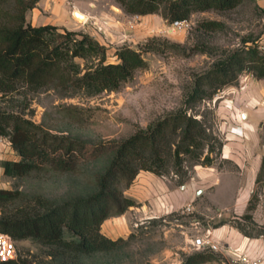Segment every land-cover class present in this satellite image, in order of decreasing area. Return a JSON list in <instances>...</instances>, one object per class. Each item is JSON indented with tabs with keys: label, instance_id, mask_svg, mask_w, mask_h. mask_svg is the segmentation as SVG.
Listing matches in <instances>:
<instances>
[{
	"label": "trees",
	"instance_id": "16d2710c",
	"mask_svg": "<svg viewBox=\"0 0 264 264\" xmlns=\"http://www.w3.org/2000/svg\"><path fill=\"white\" fill-rule=\"evenodd\" d=\"M5 1L0 0V135L9 139L19 157L1 160L3 171L14 177L50 170L75 173L81 158L97 154H86L82 140L52 132L25 116L22 109L1 102L9 94L21 92L25 98L26 92L46 87H55L62 95L77 91L92 95L117 89L137 69L146 66L144 49L122 44L115 51L117 60L106 61V46L87 32L67 28L61 31L55 24L27 22L25 10L37 0H18L20 4L11 11L3 9ZM116 1L127 13L157 12L171 22L190 18L195 11L231 10L246 0ZM257 6L263 13L258 3ZM223 25L218 19L198 22L203 30H217ZM248 38L243 37L241 46L229 50L197 76L186 94L184 106L153 119L146 127H138L122 139L109 141L111 153L103 169L93 174L94 187L89 192L77 191L53 199L42 193L26 194L17 187H0V230L14 240L28 238L44 246L55 264H85L84 256L110 252L125 243L127 240L122 236L111 238L103 234L100 224L105 218L137 204L124 189L140 169L164 174L172 168L174 173L184 174L185 162L211 165L212 150L216 147L215 153H220L222 140L208 131L203 120L191 110L201 99L210 98L222 86L235 82L244 70L264 78V53L248 43ZM151 40L154 39L146 40L145 48H155ZM155 41L164 43L160 39ZM165 42L180 46L177 42ZM77 57L83 61H77ZM19 87L25 90L18 91ZM22 104L26 106L28 101L23 99ZM263 163L264 158L256 180L264 173ZM253 206L252 202L248 203L247 210L230 222L245 235L264 236V224L258 223L250 212ZM247 226L259 229L253 233ZM211 257L208 249L196 250L184 258L183 264H200ZM0 264L31 263L16 255Z\"/></svg>",
	"mask_w": 264,
	"mask_h": 264
},
{
	"label": "rangeland",
	"instance_id": "374dc122",
	"mask_svg": "<svg viewBox=\"0 0 264 264\" xmlns=\"http://www.w3.org/2000/svg\"><path fill=\"white\" fill-rule=\"evenodd\" d=\"M95 1L97 0H37L33 6L25 10V20L33 25L51 23L58 25L61 31L62 28H67L89 34L92 26L104 36L105 29L102 26L104 21L97 24L93 20L92 13L99 10ZM18 4H20L18 0H6L3 9L11 11ZM78 9L90 12L92 18L84 17L83 20ZM157 14L162 17L157 12L131 14L123 23L121 30L125 33L122 34L124 39L119 44H115L114 39L105 38L107 44L102 43L106 46V61L110 62L117 60L115 51L122 44L144 49L146 66L137 69L133 77L117 89L102 90L92 95L81 91L62 95L55 87H46L39 91L26 92L25 98V94L21 92L6 96L7 100L1 102L2 105H13V109H22L25 116L41 123L52 132L82 140L85 143L86 154L92 152L97 154L95 157L90 155L81 158L79 170L71 174L50 170L36 171L22 177L6 176L8 188L17 187L26 194L42 193L53 199H60L77 191L89 192L94 187L93 174L103 169L111 153L109 141L122 139L138 127H146L153 119L184 106L186 94L194 86L197 76L229 50L241 46L243 37L249 36L248 39L252 43L261 32L263 22V14L257 3L250 0L227 11L214 9L195 11L190 16V27L171 32L161 30L168 21L164 18L165 22H162L159 17L158 20L154 19ZM203 19H218L223 21L224 25L217 30H203L198 26V22ZM131 22L132 27L129 25ZM140 26L146 27L143 33L138 31ZM149 39H154L150 43L155 45V48H145L143 44ZM156 39L163 40L164 43L156 42ZM165 41L177 42L180 46H171ZM75 59L83 61L78 57ZM247 73L251 72L242 71L235 82L222 86L212 97L201 99L191 110L203 120L208 131L222 140V144L227 131L222 122L225 115H230L234 111L237 121L243 119V113L236 107L235 102L230 100L234 96L232 86H240V78L245 79ZM262 81L264 82V78ZM22 90L25 88L19 87L18 91ZM23 99L28 101L26 106L22 104ZM220 105L227 110L220 111ZM258 131L264 133V122H260ZM210 141L215 146V141L213 139ZM100 143H104V146ZM100 148L102 150L99 152ZM216 150L215 147L211 152L214 155L211 165L215 169L233 170L235 164L222 157L221 151L216 154ZM194 165L205 166L187 161L183 164V169L186 171L184 174L174 173L172 168L164 174L174 175L176 182L181 184L194 174ZM263 175L264 173L260 181L256 180L248 200V203L252 202L254 205L250 212L260 224H264ZM233 177L231 174L228 182L225 181L221 187L218 186V180L211 182L208 187L197 185L198 191L192 201L191 210L179 208L148 217L125 210L122 213L126 212L129 218L124 226H119L113 220L114 216L122 213L109 216L112 218L111 221L108 219L107 223L100 224V230H109L113 226L112 238L122 236L127 241L113 251L84 256L83 263L183 264L184 258L190 252L208 249L212 252V257L200 264H249L243 256L250 260L257 259L258 264H264V247H255L254 251L241 248L228 251L221 241L218 248H206L192 243L195 237L209 233V230H214L222 224L232 225L238 229L230 220L244 213L247 206L236 212L235 208L238 205L230 202L231 194L224 192L228 189L232 190L230 193L234 190L236 192L243 190L227 185L233 182ZM181 178H183L182 182L179 181ZM240 220L250 225L248 221ZM247 227L251 229L250 226ZM258 229L254 227L251 231L256 233ZM250 237L264 238L263 235ZM14 243L17 257L31 264H55L51 256L45 253L46 248L39 243L28 238L14 240Z\"/></svg>",
	"mask_w": 264,
	"mask_h": 264
},
{
	"label": "crops",
	"instance_id": "0c3cea01",
	"mask_svg": "<svg viewBox=\"0 0 264 264\" xmlns=\"http://www.w3.org/2000/svg\"><path fill=\"white\" fill-rule=\"evenodd\" d=\"M95 5L99 10L92 13L93 20L97 24L104 21L102 26L105 29V37L92 26H90V34L101 43L107 44V40L114 39L115 44H119L124 39L122 34H125L121 31L123 23L131 14L124 11L116 0H97ZM80 13L86 19L92 18L90 12L80 11ZM158 17L159 20L165 22L164 18L158 14L154 19L158 20ZM145 29V26H140L138 31L143 33ZM239 82L240 86H232L234 96L230 101L235 102L236 107L243 113V119L237 121L236 114L232 111L230 115H225L222 120L227 131L223 137L221 155L235 164L233 170L228 168L215 169L213 165H194V174L189 177V180L180 184L176 182L174 175L157 174L151 170L140 169L124 189L127 196L138 202L137 205H130L126 212L134 211L140 216L148 217L184 208V205L189 202L193 205L192 201L198 191L197 185L208 187L211 182L218 180V186L221 187L225 181L228 182L231 174L234 176L233 182H229L227 185L243 190L236 192L233 189L234 192L230 193L232 190L228 189L224 192L232 195L230 202L238 205L236 207L238 209L235 208L236 212L246 208L264 158V133L258 131V125L260 122H264V82L262 78H257L252 73L245 74V79L240 78ZM221 106L220 111L227 110ZM18 157L19 155L12 148L9 139L0 135V187H7L6 176H9L4 173L1 160L17 159ZM218 172L220 173L218 174ZM126 212L113 217L114 222L119 226L128 223L129 217ZM108 219L111 221L112 218H105L101 224L107 223ZM101 232L112 238L114 228L111 226L109 230L102 229ZM208 234L217 244L216 248L221 241L222 244L226 245L224 247L228 251L233 248H241L246 251L253 249L254 251L255 247H264V238H252L228 224H222L214 230H209Z\"/></svg>",
	"mask_w": 264,
	"mask_h": 264
},
{
	"label": "built area",
	"instance_id": "2783aa9c",
	"mask_svg": "<svg viewBox=\"0 0 264 264\" xmlns=\"http://www.w3.org/2000/svg\"><path fill=\"white\" fill-rule=\"evenodd\" d=\"M257 3L260 5V7L263 10V22H262V30L258 34V36L254 39L252 42L253 45L257 47V49L264 53V0H256ZM190 18H183V19H175L171 22H168L165 24V26L161 29L163 32H171L176 29H187L190 27ZM131 27L133 26V23L131 22L129 24ZM248 43H251L248 41ZM191 203H186L184 205L185 210H191ZM193 245H198L206 248H216V243L212 240L210 235L208 233L203 234L201 236H197L192 240ZM16 257V247L14 243V239L12 237L0 230V261L11 259ZM243 259L248 262L249 264H258L257 259L250 260L249 258L243 256Z\"/></svg>",
	"mask_w": 264,
	"mask_h": 264
},
{
	"label": "bare ground",
	"instance_id": "6f19581e",
	"mask_svg": "<svg viewBox=\"0 0 264 264\" xmlns=\"http://www.w3.org/2000/svg\"><path fill=\"white\" fill-rule=\"evenodd\" d=\"M80 17H81L82 19L84 18V16H83L82 14H81V16H80ZM84 19H85V18H84ZM84 19H83V20H84Z\"/></svg>",
	"mask_w": 264,
	"mask_h": 264
}]
</instances>
